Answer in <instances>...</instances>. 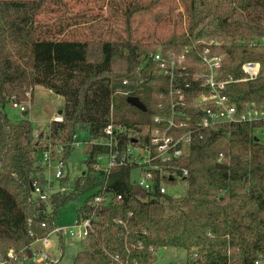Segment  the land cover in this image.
<instances>
[{"label":"trees","instance_id":"obj_1","mask_svg":"<svg viewBox=\"0 0 264 264\" xmlns=\"http://www.w3.org/2000/svg\"><path fill=\"white\" fill-rule=\"evenodd\" d=\"M49 1L0 0V262L28 261L33 241L60 225V208L92 189L97 191L77 214L92 217V228L72 264H153L162 247L185 248L191 256L186 264L264 260V142L255 140L249 124L205 130L194 138L189 154L177 160L189 170L182 196L135 193L130 166L94 173V156L104 150L97 145L85 159L87 170L67 188L79 123L88 124L90 135L97 137L112 118L141 131L153 127L154 114L169 112V79L152 58L160 47L180 50L199 39L222 41L226 74L240 77L242 63H260L257 78L231 83L226 92L239 105L264 101V46L256 43L264 36V0H181L184 10L176 15H152L167 0H128L125 6L115 2L112 17L125 25L115 39L101 31L95 37L59 38L37 22ZM149 14L156 28L162 21L167 24L162 39L146 40L140 33L139 25ZM75 20L88 21L84 15ZM69 24H57L58 33ZM36 85L65 99L63 120L51 122L49 141L42 147L26 117L28 110L14 120L5 109L13 95L26 100ZM129 96H138L147 111L129 103ZM49 142L62 147L66 167L59 185L65 188L44 201L30 183L34 153ZM220 153L225 155L223 167L217 166ZM109 195L108 202L95 204V197Z\"/></svg>","mask_w":264,"mask_h":264},{"label":"built area","instance_id":"obj_2","mask_svg":"<svg viewBox=\"0 0 264 264\" xmlns=\"http://www.w3.org/2000/svg\"><path fill=\"white\" fill-rule=\"evenodd\" d=\"M256 43L264 46V36ZM222 45L223 42L216 39H199L180 50L158 48L152 54V58L157 62L161 73L169 79V112L154 114L153 127L147 125L144 130H134L138 135H130L129 131L133 129L127 128L123 123H117L112 118L100 135L90 137L91 148L97 145L104 149L94 156L92 171L96 174L109 173L116 166H130L132 171L138 169L140 172L138 180L132 182L140 186L139 194L155 198L159 194L170 195L167 192V183H176L179 177L186 179L189 170L180 166L177 160L189 154L194 138L203 131L219 130L235 124H249L253 127L252 135L255 140L264 142V101L252 99L239 105L226 92L231 83L257 78L260 63L256 61L242 63L244 73L240 77L232 73L226 74L222 68L227 52ZM128 92L117 90V93L125 95ZM27 94L30 95L31 91ZM9 102L23 112L27 110L15 95ZM159 107L163 109L164 105L160 104ZM62 120L63 116L58 112L52 121ZM125 134L127 142L123 139ZM54 146L61 155L62 147L49 142L48 147L42 151V159L44 167H50L58 180L65 176L66 165L61 156L55 161L52 156ZM224 159V153H220L217 163H222ZM33 185L36 196L44 201H48L54 192L51 190L48 193L36 180L33 181ZM59 188L64 190L65 187L59 185ZM107 199L110 200V195L106 198L97 196L94 202L97 204ZM76 226L77 229L75 226L67 227L60 224L47 235L37 237L33 243L39 242L38 248L33 249L32 243L30 249L35 264L59 261L57 258L51 259L54 247L53 234L61 238L62 232L69 228L71 235L85 240L92 228V217L77 218ZM8 255L14 256L12 251ZM0 263L4 264L5 261ZM135 264L140 263L136 261ZM256 264H264V260L257 259Z\"/></svg>","mask_w":264,"mask_h":264},{"label":"rangeland","instance_id":"obj_3","mask_svg":"<svg viewBox=\"0 0 264 264\" xmlns=\"http://www.w3.org/2000/svg\"><path fill=\"white\" fill-rule=\"evenodd\" d=\"M125 1L127 2L128 0H50L48 7L37 16V22L50 28V32L56 33L59 38H89L95 37L101 31L103 37L115 39L118 34L123 32L122 28H124L125 25L121 24L120 21L117 23L116 19L112 17V13L115 10L113 6H115L116 3L119 6H125ZM183 10L184 7L181 0H167V3L161 5L158 10L153 11L152 15H154V13H163L165 15L173 13V15H176L179 14V12H183ZM79 15H84V20L87 19L88 21H77V23H74L76 16ZM152 15L149 14L147 17H150L151 20H144L142 24L139 25L138 29L140 33L142 32L146 35V40L162 39L168 33L167 24L162 21V25L156 28L157 25L151 18ZM62 20L64 23L70 22V24L65 27L63 33H58L57 24H60ZM93 26L94 28H92ZM147 29L148 31L155 30V32L147 37ZM124 34H126V32H124L123 35ZM26 95L27 99L23 100L21 104L28 110L26 117L31 120L34 128V138L35 140H40L42 147L43 144L49 141L48 134L50 132L51 122L56 113L63 108L65 99L63 96L56 94L43 85H36L33 92L30 95ZM120 99L121 95L117 94L115 96V102L118 107ZM5 109L14 120L25 117L23 111L18 107H14L11 102L6 104ZM76 131L75 148L68 159L70 177V182L67 185L68 188H71L76 179L87 170L85 159L88 157L91 150V135L88 124L79 123ZM129 133L130 135H138L134 130H130ZM41 147L34 153L36 167L33 172V179L49 193V191L52 190L53 192L56 191L55 189L59 188V179H56L50 167H44L42 157L38 158L39 152L42 153L43 151ZM55 147L56 146L53 147L52 156L56 161L60 154H57L58 152ZM139 175V170L134 169L132 171V180H138ZM187 188V181L180 177L176 183H167V192L175 197L184 195ZM59 189H61V187ZM96 191V189L86 191L77 198L66 202L60 208L59 223L67 227L75 226L77 229L76 220L78 210L84 207L86 202L91 199ZM34 195L36 196L35 193ZM105 202H108V199L105 200ZM52 239L54 247L51 253V259L57 258L59 261L49 262L48 264H72L77 252L85 246V241L75 235H71L69 233V228H66L62 232L61 238L58 237L57 234H53ZM38 246L39 242L33 243V249H37ZM61 250L63 251L62 256ZM157 254L158 259L153 264H180L181 262L186 264L191 258L189 252L182 247H162L158 250ZM22 264H35L34 258L31 257Z\"/></svg>","mask_w":264,"mask_h":264},{"label":"water","instance_id":"obj_4","mask_svg":"<svg viewBox=\"0 0 264 264\" xmlns=\"http://www.w3.org/2000/svg\"><path fill=\"white\" fill-rule=\"evenodd\" d=\"M128 101H129V103L133 104L137 108L144 110V111H147V108H146L144 102L138 96H129ZM61 112H62V110H59V113H61ZM23 115H25V112H23ZM41 137H42V135H41ZM217 166L223 167V163H217ZM30 184H31V189L34 190L33 182H31ZM133 190L135 193L141 192V188L139 185H134ZM88 208H89V210H91V206H88ZM112 230H113V232H115L116 227H113ZM31 256H32V254H31V250H30L29 257H31ZM180 264H185V263L181 262Z\"/></svg>","mask_w":264,"mask_h":264},{"label":"crops","instance_id":"obj_5","mask_svg":"<svg viewBox=\"0 0 264 264\" xmlns=\"http://www.w3.org/2000/svg\"><path fill=\"white\" fill-rule=\"evenodd\" d=\"M52 118V117H51ZM42 157V153L41 152H39V155H38V158H41ZM61 252H62V255H63V251L61 250ZM61 255V256H62Z\"/></svg>","mask_w":264,"mask_h":264}]
</instances>
